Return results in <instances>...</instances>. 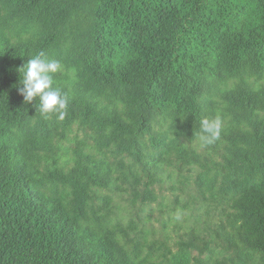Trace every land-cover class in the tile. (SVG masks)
I'll return each instance as SVG.
<instances>
[{"label": "trees", "instance_id": "obj_1", "mask_svg": "<svg viewBox=\"0 0 264 264\" xmlns=\"http://www.w3.org/2000/svg\"><path fill=\"white\" fill-rule=\"evenodd\" d=\"M0 264H264V0H0Z\"/></svg>", "mask_w": 264, "mask_h": 264}, {"label": "clouds", "instance_id": "obj_2", "mask_svg": "<svg viewBox=\"0 0 264 264\" xmlns=\"http://www.w3.org/2000/svg\"><path fill=\"white\" fill-rule=\"evenodd\" d=\"M19 93L26 104L36 101L35 108L44 117L55 116L63 120L70 103V97L56 86L54 76L63 71L61 62L49 59L41 51L31 56L27 63L19 69ZM221 121L219 118H202L198 137L203 146H207L220 138Z\"/></svg>", "mask_w": 264, "mask_h": 264}]
</instances>
